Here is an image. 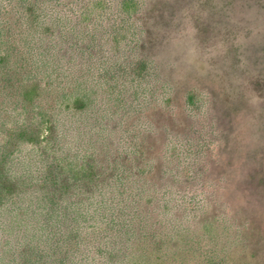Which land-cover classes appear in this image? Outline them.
<instances>
[{"label":"trees","instance_id":"1","mask_svg":"<svg viewBox=\"0 0 264 264\" xmlns=\"http://www.w3.org/2000/svg\"><path fill=\"white\" fill-rule=\"evenodd\" d=\"M142 2L0 0V227L36 218L26 264L227 263L206 132L157 142L147 116L172 90L142 51ZM204 102L186 93L188 113Z\"/></svg>","mask_w":264,"mask_h":264},{"label":"rangeland","instance_id":"2","mask_svg":"<svg viewBox=\"0 0 264 264\" xmlns=\"http://www.w3.org/2000/svg\"><path fill=\"white\" fill-rule=\"evenodd\" d=\"M136 18L142 51L172 90L169 112L147 115L156 141L190 124L206 132L209 182L237 236L226 264H264V0H143ZM189 90L205 100L196 115ZM17 220L0 227V264H26L21 249L40 234L35 217L26 234Z\"/></svg>","mask_w":264,"mask_h":264}]
</instances>
